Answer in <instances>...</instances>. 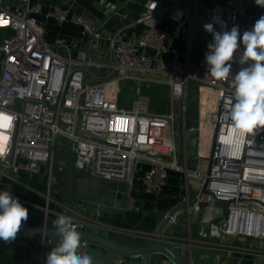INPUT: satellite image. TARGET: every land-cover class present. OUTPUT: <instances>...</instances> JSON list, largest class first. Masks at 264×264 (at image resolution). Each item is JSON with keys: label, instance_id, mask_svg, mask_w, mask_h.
Returning <instances> with one entry per match:
<instances>
[{"label": "built area", "instance_id": "built-area-1", "mask_svg": "<svg viewBox=\"0 0 264 264\" xmlns=\"http://www.w3.org/2000/svg\"><path fill=\"white\" fill-rule=\"evenodd\" d=\"M16 1L9 7L0 0V111L17 117L11 150L0 159V178L14 179L19 172L45 174L43 209L47 215L53 166L65 141L74 153L76 171L122 181L130 187L138 166L145 164L142 182L148 194L161 192L170 170L182 172L186 198L178 206L184 205L172 214L177 205L163 212L160 222L166 220V224L161 234H151L152 242L161 240L174 250L188 251L190 256L192 242L184 244L167 228L178 224L183 216V227L189 234L192 218L199 221L204 208L220 204L221 218L209 221V231L225 242H203L201 247L206 251L223 249L228 264H245L243 255L264 258L256 251L246 249L244 254L232 246L236 236H243L241 245H248L245 241L251 239L248 246L262 243L259 241L264 237V127L242 134L233 127L228 105L234 100L232 81L241 67L243 45L235 54L228 79L221 81L207 71V48L199 58L190 60L189 56L180 58L168 45L167 32L154 21L159 12L157 1L144 6L137 22L145 29L131 38L122 29L105 33L103 24L56 7L47 16L59 25L70 22L80 26L86 41L57 38L51 44L33 16L42 12V5L32 0ZM248 2L255 0H224L221 8L208 10L207 22L217 32L238 25L242 36L253 27L241 20ZM181 3L164 0L163 11L174 12ZM221 21L226 28L221 27ZM125 81L137 83L138 94L142 82L167 85L171 102L181 106L183 119L189 85L207 90L209 107L201 111L197 128L207 149L197 159V165H205L202 169L189 166L184 139L180 154L175 131L178 112H152L148 97L142 94L125 106L120 97ZM100 206L97 204L95 217H90L83 206H75L71 212L79 217L72 218L76 229L91 230L101 214ZM133 207L129 197L128 208ZM67 211L66 206L55 213L66 215ZM200 234L205 236L206 232L201 230ZM42 244V251L22 264H44V239ZM89 249L90 245L81 241L79 254L89 255ZM220 259V255L215 256L217 264Z\"/></svg>", "mask_w": 264, "mask_h": 264}, {"label": "crops", "instance_id": "crops-1", "mask_svg": "<svg viewBox=\"0 0 264 264\" xmlns=\"http://www.w3.org/2000/svg\"><path fill=\"white\" fill-rule=\"evenodd\" d=\"M151 1L158 2L159 12L154 15V21L158 28L167 32L168 45L180 58L186 56H189L190 60L199 58L202 50L207 48L212 39V35L206 32L203 27L208 23L207 12L211 9L221 8L224 0H182L174 12L163 11V7L166 6L164 0H32V3L39 2L42 5V12L33 16L44 27V39L51 44L57 38L66 42L86 41L80 26L70 22L59 25L51 16H47L56 7L66 8L70 13L83 15L93 23L103 24L105 33L122 29L124 35L131 38L144 31L145 25L137 22V19L144 6ZM16 2V0H3L4 5L9 7H13ZM261 15H264V8L257 6L254 2H248L241 20L254 25ZM203 97L205 96L203 95ZM179 114L181 115L178 112ZM192 131L197 132V127H194ZM179 147L180 154H182L183 146ZM206 150L204 142H201L199 137L195 143V150L192 149L189 152L186 146L189 166H198L202 169L205 165L203 163L200 166L197 165V159L200 154H206ZM62 158V154L59 153L56 158L60 167V169L58 168L59 177H56L59 188L56 190V195L53 196L51 193L50 211L47 215L43 209L46 203L47 189L45 174L19 172L14 179L0 178V191L7 189L22 206L28 209L29 218L23 224L34 228H53L52 222L58 217L55 211L66 206L69 208L74 196L76 208L83 206L90 217H95L97 204H101V214L96 217V224L92 227V232L126 246L142 247L152 243L150 236L156 233L163 212L178 205L186 198L182 172L170 170L161 192L148 194L144 191L142 182L143 174L147 169L145 164L138 166L134 174L133 185L130 187L122 181L107 180L76 170H74L73 177L71 157L69 165L64 164L61 161ZM66 171L70 175L68 191L65 190ZM129 197L132 198L133 208H128ZM221 215V205L214 204L203 209L199 221L191 219L189 234L184 230L185 219L183 216L182 219L180 217L178 224L167 228L184 244L188 241L185 242L183 238L192 242V263L208 264L206 263L207 259L212 257L211 264H217L214 257L216 254L214 255L209 250L206 251L201 246L203 242H219V244L225 242V239L217 238L209 231L210 222H218ZM201 230L206 232L205 236L200 234ZM42 243V238L33 239L20 234H17L16 240L12 242L6 243L0 240V264H22L31 261L42 251ZM44 248L47 256L51 248L47 243ZM176 251L183 258L189 259L188 251H181V248ZM196 253L199 255L198 258L195 256ZM89 256L93 258V264H173L159 253L125 257L116 252H105L96 246H90ZM245 257L247 258L246 264H262L264 262V258L259 256L247 255ZM45 261L46 257L44 264ZM226 263L229 262H224V264Z\"/></svg>", "mask_w": 264, "mask_h": 264}, {"label": "clouds", "instance_id": "clouds-1", "mask_svg": "<svg viewBox=\"0 0 264 264\" xmlns=\"http://www.w3.org/2000/svg\"><path fill=\"white\" fill-rule=\"evenodd\" d=\"M255 4L264 8V0H255ZM203 27L212 35L205 54L207 71L217 80L228 79L235 54L243 45L239 57L241 67L232 81L234 100L228 101L233 127L242 134L264 127V15L242 36L238 25L221 32L215 31L212 23L204 24ZM221 27L226 28L222 21ZM16 119L15 114L0 111V159H4L11 150ZM28 218V209L17 198L7 189L0 191V240L6 243L15 241ZM52 224L54 233L60 238L59 243L47 254L45 264H93L91 256L79 254L81 236L70 216L59 215Z\"/></svg>", "mask_w": 264, "mask_h": 264}, {"label": "rangeland", "instance_id": "rangeland-1", "mask_svg": "<svg viewBox=\"0 0 264 264\" xmlns=\"http://www.w3.org/2000/svg\"><path fill=\"white\" fill-rule=\"evenodd\" d=\"M140 91L139 94L145 95L148 97L149 99V109L154 112V111H158L160 113H165V112H170L171 109L175 112H179V110L181 111V106L179 103H177L176 101L174 103L171 102V98L169 95V88L167 85H157V84H153V83H147V82H142L140 85ZM137 88H138V84L137 83H131L129 81H125L121 84L120 86V97L122 102L126 105H129L131 102H133L135 99L138 98V92H137ZM209 93L207 92V90H204V88H200L199 86L194 85L193 83L190 84L189 88H188V93H187V101L189 103H191V100L195 101V108L194 111L195 113L192 114V116L196 119L195 121H191V118H188V113L185 114L184 119L182 118V115H178L177 117V123L175 126V131H176V140H177V145H178V149L180 150V145H182V141L184 139V144H186L187 146V150L190 152L192 149L195 150V143L196 140L198 141V133L197 132H193L192 129L194 127L198 128V123H199V118H200V113L204 109H207L209 107V102L207 100V95ZM203 95L205 97H203ZM192 108V107H191ZM156 112V113H158ZM182 119L184 120V130L186 132L183 133V127H182ZM195 134V135H194ZM65 146L63 148L62 151L58 152L62 154V159L61 161L64 164L69 165L70 163V143L69 141H65ZM62 165V163H61ZM59 163H58V159H55L54 162V166H53V183L51 185V193L52 195H56L55 193H57L56 190H58V183L56 182V177H59ZM55 178V180H54ZM69 185H70V175L69 173L65 174V190L68 191L69 190ZM46 202V201H45ZM182 219V217H181ZM241 239V240H238ZM243 239V236H236L234 237L233 240V244L232 246L235 248L234 250H239L241 252H243L244 254L247 253V250L250 251H256L258 254L264 255V237H262L260 239L259 242L262 243H257L254 246H248L251 245L252 243L249 242L251 241V239H246V243L248 245H241V241ZM183 240L185 242L189 241L188 239H184ZM212 253H214V255H220L221 259L220 262H225L227 261V259L225 258V256L223 255L224 250H209ZM246 252V253H245ZM252 253V252H250ZM213 255V256H214ZM215 255V256H216ZM196 258H198V253H196ZM214 256V257H215ZM246 256V255H243ZM232 261V260H231ZM213 262L212 257L208 258L206 263L211 264Z\"/></svg>", "mask_w": 264, "mask_h": 264}, {"label": "water", "instance_id": "water-1", "mask_svg": "<svg viewBox=\"0 0 264 264\" xmlns=\"http://www.w3.org/2000/svg\"><path fill=\"white\" fill-rule=\"evenodd\" d=\"M72 161V171H73V177H74V153H72L71 156ZM181 205H184L181 204ZM180 205V206H181ZM76 206V199L73 196L72 202L69 205V211L66 212L67 216H70L73 219H78L79 217L71 212L75 209ZM180 206H176L173 208V210L170 212V214L174 213L176 209H178ZM166 224V220H162L158 228L156 230L157 234H161L163 227ZM80 233L81 241L87 242L90 246H96L98 248H101L105 252H116L118 254H121L125 257H138V256H144L147 254H163L167 259H169L173 264H202L201 262H194L193 261V254H190L189 259H185L180 254L174 250L171 246L162 243L161 240L154 241L146 246L142 247H130L126 246L120 243H117L107 237L98 235L91 230H83L79 229L77 230ZM18 234L26 237H30L33 239H44L45 243H47L51 250L53 247H55L59 243V236H57L53 228H34L30 227L28 225L23 224L21 227V230L18 232ZM223 264V263H220Z\"/></svg>", "mask_w": 264, "mask_h": 264}, {"label": "trees", "instance_id": "trees-1", "mask_svg": "<svg viewBox=\"0 0 264 264\" xmlns=\"http://www.w3.org/2000/svg\"><path fill=\"white\" fill-rule=\"evenodd\" d=\"M0 35H2V34L0 33ZM193 84H194V83H193ZM194 85H196V84H194ZM191 107H192V108H191ZM194 108H195V101L191 100V103H189V102L186 100L185 114L188 113V118H189V117L191 118L192 114L195 113ZM192 120L195 121L196 119L192 116L191 121H192ZM195 122H196V121H195ZM245 264H246V263H245Z\"/></svg>", "mask_w": 264, "mask_h": 264}, {"label": "bare ground", "instance_id": "bare-ground-1", "mask_svg": "<svg viewBox=\"0 0 264 264\" xmlns=\"http://www.w3.org/2000/svg\"><path fill=\"white\" fill-rule=\"evenodd\" d=\"M261 234H264V232H261Z\"/></svg>", "mask_w": 264, "mask_h": 264}]
</instances>
